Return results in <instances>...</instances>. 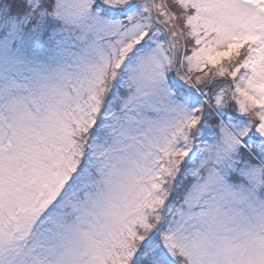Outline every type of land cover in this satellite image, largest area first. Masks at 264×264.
Instances as JSON below:
<instances>
[{
  "label": "snow or ice",
  "instance_id": "6c2138e0",
  "mask_svg": "<svg viewBox=\"0 0 264 264\" xmlns=\"http://www.w3.org/2000/svg\"><path fill=\"white\" fill-rule=\"evenodd\" d=\"M0 264H264V0H0Z\"/></svg>",
  "mask_w": 264,
  "mask_h": 264
}]
</instances>
